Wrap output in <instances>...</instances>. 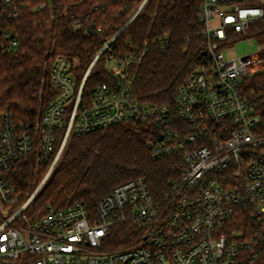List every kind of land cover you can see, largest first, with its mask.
<instances>
[{"label":"built area","instance_id":"2783aa9c","mask_svg":"<svg viewBox=\"0 0 264 264\" xmlns=\"http://www.w3.org/2000/svg\"><path fill=\"white\" fill-rule=\"evenodd\" d=\"M1 5L0 55L19 47L7 22L32 1L0 0ZM47 6L63 14L69 3L42 1L35 10ZM137 13L111 37L89 16L74 17V27L103 41L82 78L70 58L55 55L46 63L51 94L41 98L34 121L18 123L8 110L1 113L0 264L21 258L24 264H252L263 254L264 121L242 84L264 69V44L241 55L236 46L257 40L247 34L252 22L264 17V0H203L199 17L207 45L177 87L174 104L139 101L130 69L146 49L122 55L114 47ZM236 34L243 38H230ZM168 38L159 42L163 49ZM103 54L111 80L95 84L85 100L87 80ZM121 123L150 129L153 157L181 156V175L167 191L156 198L148 182L136 178L116 186L95 210L74 201L29 218L25 211L38 191L22 203L9 177L16 165L28 156L40 165L53 160L49 176L72 133ZM241 210H247L249 223L236 227ZM125 222L136 226L137 236L108 246L114 227Z\"/></svg>","mask_w":264,"mask_h":264},{"label":"trees","instance_id":"16d2710c","mask_svg":"<svg viewBox=\"0 0 264 264\" xmlns=\"http://www.w3.org/2000/svg\"><path fill=\"white\" fill-rule=\"evenodd\" d=\"M20 8L17 19L8 20L18 40L16 51L0 55V115L12 113L18 123L31 124L41 98L51 94L47 80L48 64L55 55H64L75 64L79 79L103 46L96 34L86 35L73 25L74 17L89 16L102 25L107 36L115 35L139 10L144 0H62L69 3L67 13L53 14L49 6L35 10L39 2L31 0ZM203 0H147L114 43L122 55L146 49L145 55L131 67L133 93L143 103L174 104L177 87L196 68L207 40L199 13ZM2 5L0 6V13ZM168 38L166 47L160 45ZM247 36L264 39V17L252 22ZM231 39L243 38L236 34ZM129 41L132 47L126 44ZM105 54L87 80L84 99L93 86L110 81ZM243 94L264 121V69L245 77ZM150 129L132 123L115 124L86 134L72 133L45 183L32 200L33 218L62 208L74 201L85 202L91 210L113 189L129 180L144 178L156 198L179 178L183 161L179 155L155 158L148 146ZM53 160L43 166L50 168ZM33 157L22 159L10 172L22 200L32 184ZM42 176L40 175V178ZM249 223L247 210L237 216V226ZM131 222L116 225L108 246L127 244L137 236ZM252 264H264V252Z\"/></svg>","mask_w":264,"mask_h":264},{"label":"rangeland","instance_id":"374dc122","mask_svg":"<svg viewBox=\"0 0 264 264\" xmlns=\"http://www.w3.org/2000/svg\"><path fill=\"white\" fill-rule=\"evenodd\" d=\"M259 44L260 45L264 44V39L244 40V41H241L236 46V49H237V52L241 55V54L249 53V52L256 50L258 48ZM107 67H111V65L108 64ZM31 170H32V173H31L32 184L28 188L26 195H25L26 198L22 200V203H24L29 197H31L36 192V190L38 189V187L40 186L42 181L45 179V177L49 173L50 168H46L43 165H40L34 159L32 166H31ZM40 175L42 176L41 178H40ZM0 205H1V200H0ZM1 209H2V207H1ZM25 212L29 218L33 217L32 204L26 209ZM23 261H24V259L21 258V259L14 261V262H15V264H24Z\"/></svg>","mask_w":264,"mask_h":264},{"label":"water","instance_id":"95a60500","mask_svg":"<svg viewBox=\"0 0 264 264\" xmlns=\"http://www.w3.org/2000/svg\"><path fill=\"white\" fill-rule=\"evenodd\" d=\"M147 2V0H144L143 4L141 5V7L139 8V10L137 12H139L141 10V8L143 7V5ZM48 176L42 181V183L40 184V186L38 187L37 191L42 187V185L45 183V181L47 180Z\"/></svg>","mask_w":264,"mask_h":264}]
</instances>
